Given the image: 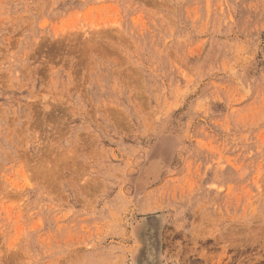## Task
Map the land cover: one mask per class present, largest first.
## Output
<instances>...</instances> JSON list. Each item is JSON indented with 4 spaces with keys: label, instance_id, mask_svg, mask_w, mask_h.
Instances as JSON below:
<instances>
[{
    "label": "rangeland",
    "instance_id": "obj_1",
    "mask_svg": "<svg viewBox=\"0 0 264 264\" xmlns=\"http://www.w3.org/2000/svg\"><path fill=\"white\" fill-rule=\"evenodd\" d=\"M0 264H264V0H0Z\"/></svg>",
    "mask_w": 264,
    "mask_h": 264
}]
</instances>
